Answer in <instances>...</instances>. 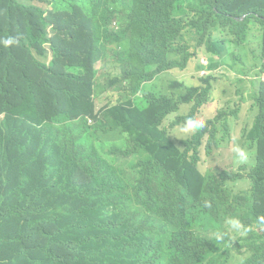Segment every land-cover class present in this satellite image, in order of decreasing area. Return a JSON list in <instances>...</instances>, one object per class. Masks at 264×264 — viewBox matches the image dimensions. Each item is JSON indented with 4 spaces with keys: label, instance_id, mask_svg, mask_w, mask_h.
Here are the masks:
<instances>
[{
    "label": "trees",
    "instance_id": "16d2710c",
    "mask_svg": "<svg viewBox=\"0 0 264 264\" xmlns=\"http://www.w3.org/2000/svg\"><path fill=\"white\" fill-rule=\"evenodd\" d=\"M45 1L0 4V264H264V0ZM200 48L210 70L258 79L237 140L251 161L237 170L199 163L232 141L240 103L175 142L173 94L127 97ZM110 53L121 74L109 86L126 85L97 111ZM212 80L187 89L191 114L172 126L210 101Z\"/></svg>",
    "mask_w": 264,
    "mask_h": 264
},
{
    "label": "rangeland",
    "instance_id": "374dc122",
    "mask_svg": "<svg viewBox=\"0 0 264 264\" xmlns=\"http://www.w3.org/2000/svg\"><path fill=\"white\" fill-rule=\"evenodd\" d=\"M19 1L25 4H34L43 9L49 8L45 0ZM1 2L2 0H0V4ZM16 17L17 25L19 23V15H17ZM124 45L129 48L131 46V43L129 41H126ZM202 59L209 62V57L207 56L205 51L203 49H200L198 55L194 59H192V76L194 80L192 83H189V86L194 84H196L197 86L203 85L201 81L204 77H201L199 74V66H202ZM101 65L103 66L104 63L100 62L97 66L101 67ZM100 73H104L103 68L102 70L100 69ZM215 74V78L217 79V81L212 82L213 88L210 94L212 100L195 114V117L201 118L205 122L209 119H212L220 108L227 106V103L229 101L239 102L240 98L243 95L248 98V89L250 88L249 82H238L234 74L223 70H219L215 72ZM204 87H206V85H204ZM110 103L112 102L108 98L107 100H104L103 102L99 103L97 109H102ZM180 113L188 115L190 113L189 107L185 105L182 106ZM254 118L255 113L251 111V102L244 103L242 105V111L239 118L232 121V136L235 140L229 144L227 149L215 151L212 157H208L205 151L203 150L202 160L199 164V168L202 172L205 173L208 169H212L216 164L220 165L223 168L233 170H236L239 167L237 160L234 158V155L236 154V140L240 137L242 131L245 128H248L253 124ZM179 126L180 124L175 127V129L173 130V135L178 139H187L180 133ZM236 188L237 190H246L249 188V184L246 182H242L237 184ZM252 207H254V205H252ZM230 222H233V219H231ZM241 261L242 259L237 258L234 259L230 264H239Z\"/></svg>",
    "mask_w": 264,
    "mask_h": 264
},
{
    "label": "clouds",
    "instance_id": "9594fccd",
    "mask_svg": "<svg viewBox=\"0 0 264 264\" xmlns=\"http://www.w3.org/2000/svg\"><path fill=\"white\" fill-rule=\"evenodd\" d=\"M200 49H203L204 51H205V49L204 48H200ZM200 49H198L197 50V54H196V56L198 55V52H199V50ZM205 53H206V51H205ZM207 54V53H206ZM196 56H194L192 59H194ZM207 56L209 57V55L207 54ZM192 59L190 60V62H189V64H188V67L185 69V70H187L188 68H189V66H190V63H192ZM217 59V58H216ZM100 62H102V63H104V65L102 66L101 65V67L100 66H97L98 65V63H100ZM97 64H96V69L98 70V77H97V89H98V92H99V94H100V91L101 90H105V92H107L108 94L111 92V89H113V88H115V89H118L119 90V93H121V91H120V88H121V86H125L126 85V83L124 82L123 83V85H120V84H114L113 86H109V82H114L115 81V79L117 78V77H120V74H121V71H120V69H119V64H117L116 62H115V59H114V56H113V54L112 53H110L109 54V57L108 58H106V59H104V60H101V61H99ZM201 64H202V66H199V70H200V72H199V74H200V76L201 77H204L203 79H202V84L203 85H199V86H197L196 84H194V85H191V86H189V83H192L193 82V80L192 81H185V80H183V81H177V84L179 85V87L176 89V93H175V89L174 88H171L170 89V92H164L162 89H160L159 90V92H162V93H165V94H169V95H171V94H173V96H174V99H175V103H176V106H175V112H173V113H171L169 116H168V121L165 123V127L169 130V132H170V135H171V137H172V139L175 141V142H177V141H181V140H188V139H192L193 137H195V136H197V135H199L200 133H202V132H204L205 130H206V122L208 121H204L203 119H201V118H198V117H195V114L201 109V108H203L206 104H208L209 102H211V100H212V98L210 97V94H211V90H212V88H213V85H212V82L213 81H217V79L215 78V72H217V71H219V70H223V71H226V72H230V73H232V74H234L235 76H236V79H237V81L238 82H240L239 81V76H237L235 73H233V72H231V71H229V70H227V69H225V68H220V69H217V70H214V71H212V70H210V57H209V62L208 61H205L204 59H202L201 60ZM102 68H103V70H104V73L103 74H101L100 73V69L102 70ZM156 70V68L155 67H149L148 68V71H150V72H154ZM174 70H178V71H185V70H180V69H172V70H168V71H164V72H162V73H160V74H158L157 76H159V75H161V74H164V73H169L170 71H174ZM113 73H118V76H116V78L114 79V80H112V75H113ZM211 75H213V77H214V79L215 80H212L211 81V87H210V91H209V94H208V97H209V99H210V101L208 102V103H206L203 107H201L199 110H197L195 113H194V115L192 116V117H189V118H187V119H185V120H183V121H181V122H178V121H176V123L172 126V122L174 121V120H176L179 116L180 117H188L190 114H191V106L190 105H188V104H182L181 103V99H182V96L184 95V94H186L187 93V89L188 88H193V87H201V88H203V89H208L209 87H208V85L207 84H205L204 83V80L205 79H207L208 77H210ZM157 76H155L152 80H150V81H147V82H145V86H146V84L147 83H149V82H152ZM262 79H264V77L262 78ZM251 80H258L256 77H251V78H249L247 81H244V82H249L250 83V81ZM204 85H206V87H204ZM250 88H251V83H250ZM250 88L248 89V98H246L244 95L242 96V97H244L245 98V100H244V102H241V98H240V100H239V102H236V101H229V102H231V105L232 106H234V103H240L241 104V111H242V105L244 104V103H246V102H251V107H252V100L250 99V96H249V93H250ZM158 92V93H159ZM152 93V92H151ZM158 93H153V94H158ZM99 94H98V96L96 97V99H95V103H96V110L97 111H99L98 109H97V106H98V102H97V100H98V98H99ZM125 96H126V94H124ZM140 95L142 96V97H140ZM146 95V92L144 93V94H142V93H139L137 96H132V95H130L129 93L127 94V97L128 96H131L132 97V99L133 100H135V99H137V98H143L144 96ZM112 102V101H111ZM115 104H117V102H112V103H110V104H108L107 106H109V105H115ZM228 104V103H227ZM188 106L189 107V109H190V113L188 114V115H185V114H181L180 113V110H181V107L182 106ZM226 107V106H225ZM223 108V107H222ZM221 109V108H220ZM219 109V110H220ZM218 110V111H219ZM218 111H217V113H218ZM251 111H252V109H251ZM252 112H254L255 113V116H256V112L255 111H252ZM217 113H216V115H217ZM240 114H241V112H240ZM240 114H239V116H240ZM216 115L214 116V117H216ZM239 116H238V118H239ZM213 117V118H214ZM212 118V119H213ZM238 118H232L231 119V125H232V121L233 120H236V119H238ZM210 120V119H209ZM254 121H255V118H254ZM89 124L90 125H92L93 124V120L92 119H89ZM180 124V126H179V131H180V133L183 135V136H185L187 139H178V138H176L174 135H173V130L175 129V127L177 126V125H179ZM253 124H254V122H253ZM253 124L250 126V127H248V128H245V129H249V128H251L252 126H253ZM244 131V130H243ZM242 131V132H243ZM242 134V133H241ZM241 136V135H240ZM240 138V137H239ZM238 138V139H239ZM237 139V140H238ZM235 139L233 138V136H232V141H234ZM237 140H236V154L234 155V158L237 160V162H238V164H239V167H245V166H248L249 164H250V161H251V158H250V156H249V154H248V151L247 150H245V149H242V148H240L238 145H237ZM231 141V142H232ZM230 142V143H231ZM229 143V144H230ZM229 146V145H228ZM228 146H227V148H228ZM227 148H225V149H227ZM225 149H221V150H225ZM203 150H204V148L202 149V152H203ZM221 150H219V151H221ZM205 151V150H204ZM216 151H218V150H216ZM206 153V152H205ZM207 155V154H206ZM213 155H214V153H213ZM212 155V156H213ZM212 156H208V157H212ZM201 157H202V153H201ZM201 160H202V158H201ZM201 162V161H200ZM200 164V163H199ZM216 166H220V165H218V164H216L214 167H216ZM213 167V168H214ZM221 167V166H220ZM239 167L237 168V169H239ZM212 168V169H213ZM221 168H223V167H221ZM200 169V168H199ZM223 169H226V168H223ZM236 169V170H237ZM201 170V169H200ZM230 170H233V169H230ZM207 172V171H206ZM205 172V173H206ZM204 173V172H203ZM242 182H246V183H248L249 184V187H250V183L249 182H247V181H242ZM242 182H239V183H242ZM239 183H237V184H239ZM237 184H236V186H237ZM237 189V188H236ZM249 189V188H248ZM247 190V189H246ZM238 191H243V190H238ZM222 239H223V237H219V241H222ZM237 258H240V259H242V261H243V259H244V257L243 256H239V257H236L235 259H237ZM241 261V262H242Z\"/></svg>",
    "mask_w": 264,
    "mask_h": 264
},
{
    "label": "crops",
    "instance_id": "0c3cea01",
    "mask_svg": "<svg viewBox=\"0 0 264 264\" xmlns=\"http://www.w3.org/2000/svg\"><path fill=\"white\" fill-rule=\"evenodd\" d=\"M193 63H190V66L187 70L185 71H170L169 73H164L159 76H157L152 82H149L146 84L147 90H146V95H151L152 93H158L160 89H162L164 92H170L171 88L176 89L179 87L177 84V81H192L193 80ZM118 76V73H113L112 75V80H114ZM119 94L118 89H111V92L108 94L105 92V90H101L99 94V98L97 100L98 105L99 103L103 102L104 100H107L108 98L112 102H116L117 95ZM140 97H142L140 95ZM128 99H132L131 96H128Z\"/></svg>",
    "mask_w": 264,
    "mask_h": 264
}]
</instances>
